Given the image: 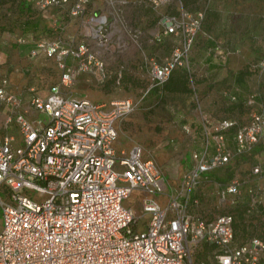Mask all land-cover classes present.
<instances>
[{
	"label": "built area",
	"instance_id": "built-area-1",
	"mask_svg": "<svg viewBox=\"0 0 264 264\" xmlns=\"http://www.w3.org/2000/svg\"><path fill=\"white\" fill-rule=\"evenodd\" d=\"M70 1L67 14L80 17L85 37H14L17 44L29 43V57L56 62L59 77L47 92L29 86L22 104L20 95L9 89L7 76H0V103L6 107L0 123V264H189L193 247L202 241L213 245L216 264H260L264 237L252 235L238 243L232 213L208 216L193 206L199 203L195 188L203 173L264 141V108L253 111L245 123L201 113L205 141L201 149L190 151L191 167L171 188L153 160L145 158L142 146L134 144L126 151L114 145L115 123L134 109L132 97L95 102L64 90L81 71L94 68L99 80L108 76L107 62L90 38L104 36L113 18L121 20L128 0H105L112 7L110 15L87 13L91 0H35V5L42 12ZM170 1L135 2L158 8ZM203 17L201 9L190 11L182 5L158 17L153 41L171 37L176 42L163 60L148 59L145 92L163 84L174 69L188 67ZM93 43L106 45L107 38ZM220 56L226 59L224 53ZM253 99L252 94L248 100ZM30 111L42 115L28 117ZM181 128L192 131L186 122ZM231 129L233 147L227 142ZM250 171L264 185V167L256 163ZM240 185L236 177L218 185V202L231 196L236 201ZM134 189L143 191L139 202L149 215L143 227H137L133 208L125 203ZM154 192L164 196V202L149 194ZM259 203L264 204V195L258 186L250 191L248 211Z\"/></svg>",
	"mask_w": 264,
	"mask_h": 264
},
{
	"label": "rangeland",
	"instance_id": "rangeland-1",
	"mask_svg": "<svg viewBox=\"0 0 264 264\" xmlns=\"http://www.w3.org/2000/svg\"><path fill=\"white\" fill-rule=\"evenodd\" d=\"M135 1L128 0L121 20L113 18L111 27L102 32L104 36L90 38L93 47L107 62L108 76L99 80L94 68L81 71L64 90L95 102L108 103L112 99L132 97L134 109L117 119V145L128 150L132 144L139 143L145 158L153 160L173 188L191 167L188 152L201 149L205 141L201 113L214 118L233 117L238 123H245L253 111L264 108V65H261L264 61V0H171L158 8L139 6ZM70 3L51 6L41 12L32 0L30 13L19 9L17 0L0 3V34L2 31L7 33L3 39L10 43H15L12 38L26 31L33 37H85L80 17L67 14ZM181 5L190 11L201 9L204 14L189 53L188 67H178L174 71L186 74L189 89L169 90L162 84L145 92L149 84L148 59L163 60L176 42L165 38L157 44L151 31L161 14L177 12ZM93 10L110 15L112 7L105 0H91L87 13ZM27 14L36 18L34 29L25 26ZM72 18H75L72 21L76 28L70 32L65 28ZM130 26L140 30H127ZM133 33L137 36H131ZM100 37L107 38L106 45L93 43ZM221 52L226 56L224 61L221 60ZM16 58L10 69L5 70L4 67L2 71L6 72L11 83V91L20 95L22 104L27 102V87L33 86L39 93H44L49 84L58 80L60 70L53 58L41 55L31 59L26 56ZM240 70L244 75L242 80L237 81L236 75ZM230 93L235 94V99L230 98ZM252 94L254 99L249 102ZM170 106H173L174 114L169 111ZM3 115L0 109V121ZM185 122L193 128L191 133L182 130L181 124ZM229 135L232 140V135ZM230 141L229 146L232 147L233 141ZM261 155L264 157V141L255 144L250 152L233 154L226 164L214 168L207 175L202 174L195 188L199 203L193 208L204 211L208 216L230 212L238 218L234 207L239 200H247L250 191L258 186L264 195L262 181H250V185L254 186L245 188L249 185L247 179L252 176L248 172ZM234 177L241 182L240 194L235 196L237 202L232 201V196L225 202H218V183ZM142 194L143 191L134 189L127 198L137 217V227H143L149 216L143 212L139 202ZM149 194L162 200V195L157 192ZM0 195H4L2 190ZM257 211L258 215L245 213L247 225L245 229L239 227L235 231L236 242L245 241L252 235L264 237V209L260 207ZM212 251V244L199 242L190 253L189 264H216ZM260 264H264V254Z\"/></svg>",
	"mask_w": 264,
	"mask_h": 264
},
{
	"label": "crops",
	"instance_id": "crops-1",
	"mask_svg": "<svg viewBox=\"0 0 264 264\" xmlns=\"http://www.w3.org/2000/svg\"><path fill=\"white\" fill-rule=\"evenodd\" d=\"M72 20H75V18H72L71 19V21H68V20H66V21H68V24H67V28H65V30H70V32H71V30H75V28H76V25H75V23L72 21ZM75 25V26H74ZM34 31H36V30H34ZM27 32V34H29L28 33V31H26ZM6 35H8L7 33H5V32H3L2 31V33L0 34V76L1 75H5V76H7L6 75V72L4 71H2V68H6L5 70H8V69H10V66L12 65V63H13V61H16V57H21V56H26L28 59L30 58L31 59V57H29L28 56V54H27V50H28V47H29V43H24V44H16V43H10V42H7V41H5L3 38L4 37H6ZM168 38H171V37H167L166 39H168ZM12 41L14 42V38H12ZM9 45V46H8ZM13 46V47H12ZM12 51V53H11V55H9V53ZM15 55H18V56H16L15 57ZM33 58V57H32ZM12 61V62H11ZM8 78V77H7ZM8 82H9V89L10 90H12L11 88V83H10V81H9V79H8ZM52 84V83H51ZM13 85H15V84H13ZM50 85V84H49ZM49 85L47 86V89H46V91L44 92V93H46L47 92V90H48V87H49ZM33 87V86H32ZM27 89H28V87H27ZM36 92H38L37 90H35ZM29 93V92H28ZM39 93V92H38ZM44 93H41V94H44ZM0 106H1V111L3 112V113H5V110H6V107L4 106V104H2V103H0ZM169 111L171 112V114H174V109H173V106H170V109H169ZM177 112V111H176ZM178 113V112H177ZM41 116L42 114L41 113H37V112H35V111H30L29 113H27V116L28 117H35V116ZM118 121V120H117ZM117 121H116V123H115V126H116V130H117V126L119 125L118 123H117ZM0 123H1V121H0ZM8 130L10 131V132H12V133H14V134H16V130H15V128L13 127V126H9V128H8ZM192 130H193V128H192ZM0 131H3L2 129H0ZM230 133H228L227 134V142H228V144H229V141L231 140V136L229 135ZM117 135H118V131H117ZM230 142H232V140L230 141ZM134 144H139V143H134ZM134 144H132L131 146H130V148L134 145ZM114 145H115V147L118 149V150H121V149H123V150H126L125 148H123V147H120L119 145H117V136H116V138H115V140H114ZM140 145V144H139ZM141 146V145H140ZM232 147H233V142H232ZM129 148V149H130ZM143 148V147H142ZM128 149V150H129ZM127 151V150H126ZM143 155H144V150H143ZM186 156H187V153H186ZM188 157L190 158V151L188 152ZM256 163H259V164H261L263 167H264V157L261 155V158H258L257 159V162ZM248 174H251L252 176H251V178H249V179H247V184H249L247 187L245 186V188H250L251 186H254V184H252V185H250V181H252V183H257V181H260L259 180V178H258V176L257 175H255V174H252L251 173V171L250 172H248ZM249 180V181H248ZM256 181V182H255ZM249 196H250V194H249ZM164 200H165V197L164 196H162V201L164 202ZM125 203L126 204H129L128 202H127V198H126V200H125ZM130 205V204H129ZM133 208V207H132ZM147 220H148V218H147ZM146 223V222H145ZM145 225V224H144Z\"/></svg>",
	"mask_w": 264,
	"mask_h": 264
},
{
	"label": "trees",
	"instance_id": "trees-1",
	"mask_svg": "<svg viewBox=\"0 0 264 264\" xmlns=\"http://www.w3.org/2000/svg\"><path fill=\"white\" fill-rule=\"evenodd\" d=\"M14 0H0V3L3 2H13ZM30 1L32 0H17V6L19 7V9H24L26 13H30L29 7H30ZM28 19L25 21L26 23V27H29L30 29H34L36 25V18H33V16L31 14H27L26 16ZM34 32V30H32ZM165 40V39H164ZM163 40V41H164ZM175 69L171 72L169 78L163 83L165 84V86L169 89V90H179V91H186L188 90V86H187V79H186V74L183 72H174ZM243 71H239L238 74L236 75V80L240 81L243 78ZM162 85V84H161ZM228 117V116H226ZM232 129L229 131L230 134L232 135ZM213 170V169H212ZM211 171V170H210ZM208 171V172H210ZM208 172H205V174L207 175ZM204 174V173H203ZM228 182V181H227ZM226 182H219L218 185H223ZM250 194V193H249ZM241 200H239L238 204L234 207L235 208V212L237 214L238 218H234L233 216V226H234V232L240 227L241 229H245L246 224V220H245V213L247 212H251L255 215L257 214V210L258 208L261 207V209H264V204L259 203L256 205L255 208H253V210H249L250 208V196L247 200H243L242 202H240ZM237 202V201H235ZM260 236V235H259ZM207 242V241H205Z\"/></svg>",
	"mask_w": 264,
	"mask_h": 264
}]
</instances>
